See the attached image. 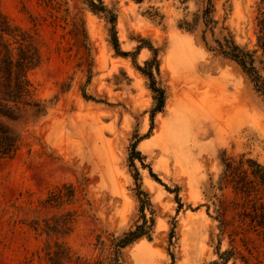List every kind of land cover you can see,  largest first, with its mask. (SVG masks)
Instances as JSON below:
<instances>
[{
	"label": "rangeland",
	"instance_id": "rangeland-1",
	"mask_svg": "<svg viewBox=\"0 0 264 264\" xmlns=\"http://www.w3.org/2000/svg\"><path fill=\"white\" fill-rule=\"evenodd\" d=\"M101 1L115 11L120 51L134 53L141 39L158 49L164 110L150 129L149 81L131 57L116 54L110 25L82 0H0L13 25L36 35L41 62L27 78L37 98L48 102L46 115L23 129L15 154L0 158V264H48L42 224L32 227L68 210L40 204L62 184H72L77 197L67 246L108 264L111 235L132 228L139 217L129 156L146 134L136 147L143 165L170 191L177 189L182 208L177 210L175 193L135 161L155 226L151 241L140 239L121 251L123 264H211L218 245L248 257L236 234L242 208L234 209L221 158L242 155L264 167V102L237 64L209 50L212 39L200 19L208 0ZM210 2L214 37L231 34L264 62L256 41L259 0ZM150 58L142 49L134 61L143 66ZM244 229L258 246L260 239Z\"/></svg>",
	"mask_w": 264,
	"mask_h": 264
},
{
	"label": "trees",
	"instance_id": "trees-1",
	"mask_svg": "<svg viewBox=\"0 0 264 264\" xmlns=\"http://www.w3.org/2000/svg\"><path fill=\"white\" fill-rule=\"evenodd\" d=\"M87 8L94 14H101L108 24L110 44L118 56L131 57L133 66L148 81V89L152 93L153 107L150 110V129L153 126L155 115L162 113L165 107L166 92L159 81L158 49L151 43L141 39L134 53L122 52L115 29L116 14L114 10L108 9L101 0H82ZM208 0V5L201 14V23L205 27V33L211 36L209 50L233 61L252 83L255 92L264 102V62L257 56L256 52L248 50L236 43L231 34L214 37L217 21L214 19V7ZM256 41L258 48L264 54V0L256 4ZM142 49L151 53V58L139 66L135 63V55ZM41 62L40 46L36 35L13 25L0 10V158H11L23 139V129L30 123L36 122L47 113L48 102L37 98L35 90L27 78V73L39 66ZM147 134L137 137L131 146L129 156L130 167L133 170V179L136 189L135 196L138 202L139 217L136 224L118 235H111L110 256L108 264H123L121 251L140 239L151 241L154 232L155 211L152 207L149 194L142 189L140 176L134 164L138 161L143 168L148 170L149 176L171 193H175L177 210L182 208L178 198L177 189H170L152 173L149 167H144L143 156L136 150L137 143L146 138ZM223 167V179L234 193V209L240 204L238 211L239 233L241 234L242 246L247 250L248 257L237 253L235 248L230 247L221 251L218 245L215 251L217 260L211 264H264V252L257 250L264 247V167L258 162L245 156L238 160L221 158ZM251 174L256 183L248 176ZM77 202L76 191L72 184H62L48 192L46 198L40 201L47 209H58L66 206L68 210L61 216L55 214L44 221L34 223L33 230H38L42 224V233L46 239L41 248L43 257L48 264H101L98 261H90L79 257L71 251L65 242V238L72 232L78 217L77 209L71 206ZM244 205V206H243ZM218 211V209H217ZM220 236L223 233V220L218 216ZM34 221V220H33ZM247 229L255 233L260 239L258 246L254 241L244 235ZM41 229V228H40ZM173 234V230L171 231ZM220 241V240H219ZM252 244V247L248 244ZM240 255V257H237ZM262 255V257H260Z\"/></svg>",
	"mask_w": 264,
	"mask_h": 264
}]
</instances>
